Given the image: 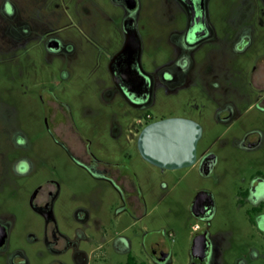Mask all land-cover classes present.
<instances>
[{
	"label": "flooded vegetation",
	"instance_id": "af4514ba",
	"mask_svg": "<svg viewBox=\"0 0 264 264\" xmlns=\"http://www.w3.org/2000/svg\"><path fill=\"white\" fill-rule=\"evenodd\" d=\"M111 1L120 5L124 13L125 40L116 53L125 46L128 32L135 31L140 63L137 20L141 0ZM214 3L215 0H165L170 10L168 40L177 56L161 68L158 76L164 82H178L191 67V49L213 37ZM235 5L239 7V16L251 21L235 32L232 43L236 53L250 57L247 88L244 95L216 108V120L226 126L217 138L232 135L236 146L251 152L264 143V129L254 123L264 122V46L251 50L258 36L264 38V0H238ZM62 20L68 23L59 25ZM76 20L82 19H76L70 2L63 0H0V24L6 29L3 34L9 50L13 44L23 42L24 53L44 49L52 59L70 57L75 44L69 28L77 25ZM136 52L137 44H133L120 65L132 78L122 87L116 82L115 85L131 105L142 107L147 100L148 104L152 101L154 76L141 63L138 66L133 62ZM27 90L47 112L32 120L0 114V264H172L176 255L172 232L167 222L153 223L147 206L151 185L142 184L133 157L135 153L162 171L179 168L161 166L142 154L138 138L142 128L154 121L151 115L147 114L144 126L140 118L115 125L114 132L122 130L134 142L135 152L129 148L115 153L107 151L102 144L105 132L101 128L96 130L94 141L98 146L94 150L92 137L79 130L72 120L59 118L57 110L63 102L55 89L46 85L43 76H35ZM240 121L248 122L247 126ZM200 125L197 144L209 131L204 124ZM44 132L51 135L75 165L97 181L93 189L90 185L78 189L64 177L73 166L59 160L61 152L55 153L54 162L36 159L33 151L37 147L28 139L40 138ZM197 144L195 160L180 167L197 166L202 173L209 174L219 155L211 145L198 154ZM258 164L252 165L254 169L245 184L237 185L235 201L244 210L250 237L259 241L264 252V158ZM74 197H78V203L71 207ZM190 210L205 226L199 228L195 224L199 229L189 239V264H210L213 194L200 190Z\"/></svg>",
	"mask_w": 264,
	"mask_h": 264
},
{
	"label": "rangeland",
	"instance_id": "374dc122",
	"mask_svg": "<svg viewBox=\"0 0 264 264\" xmlns=\"http://www.w3.org/2000/svg\"><path fill=\"white\" fill-rule=\"evenodd\" d=\"M63 1L70 2L76 19H82L69 28L75 44L70 57L52 59L44 49L24 53L23 42L13 44L9 50L3 34L6 29L0 24V114L20 120L46 115V108L41 109L42 102L27 90L33 78L40 75L63 102L57 110L59 118L72 120L79 130L92 137L93 149L98 146L94 141L96 130L101 128L105 132L102 144L107 151L115 153L129 148L135 152L134 142L124 131L114 132L115 125L122 126L130 119L140 118L144 126L148 113L153 120L183 116L204 124L209 131L197 144L198 154L211 145L219 155L209 174L202 173L197 166L162 171L133 154L142 184L151 185L147 206L152 212V221L155 225L167 222L172 232L176 251L172 264H189V239L193 231L205 226L202 219L192 215L190 205L200 190L207 189L215 202L210 220L213 242L210 264H264L263 247L250 237L244 210L235 201L237 185L245 184L253 166L262 163L264 143L256 151L248 152L235 145L232 135L217 138L226 126L215 118L221 103L244 95L247 88L250 57L247 53H236L232 43L235 32L251 21L239 16V7L235 5L238 0H215L211 6L214 35L191 49V67L175 83H166L158 76L161 68L177 56L168 40L170 10L165 0H141L137 20L140 63L154 76L152 101L142 107L133 106L125 99L109 69L110 60L125 40L122 7L111 0ZM66 23L67 20H62L59 25ZM263 46L264 38L258 36L251 50ZM49 113H53L52 108ZM240 122L245 123L243 126L248 124ZM254 123L264 129L262 120ZM28 140L37 147L33 151L36 159L54 162L55 153L61 152L59 160L73 166L64 177L78 189L86 185L94 188L97 181L75 165L48 132ZM74 198L75 204L71 207L78 203V197ZM196 223L200 226L197 229Z\"/></svg>",
	"mask_w": 264,
	"mask_h": 264
},
{
	"label": "water",
	"instance_id": "95a60500",
	"mask_svg": "<svg viewBox=\"0 0 264 264\" xmlns=\"http://www.w3.org/2000/svg\"><path fill=\"white\" fill-rule=\"evenodd\" d=\"M133 44H137V52L132 59L139 63V41L135 31L128 32L125 46L114 54L109 69L114 81L124 86L132 78V74L124 71L120 65L126 59L124 53ZM130 90L132 88L130 87ZM150 89H148V92ZM149 100L143 104H148ZM201 125L192 118L170 116L147 123L141 130L138 146L142 154L149 160L161 165L180 167L192 163L196 157V144L201 135Z\"/></svg>",
	"mask_w": 264,
	"mask_h": 264
}]
</instances>
